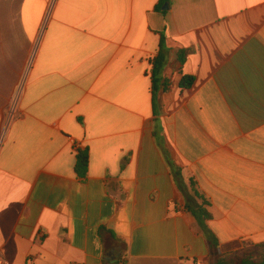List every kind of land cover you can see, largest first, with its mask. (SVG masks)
<instances>
[{
    "label": "crops",
    "instance_id": "obj_1",
    "mask_svg": "<svg viewBox=\"0 0 264 264\" xmlns=\"http://www.w3.org/2000/svg\"><path fill=\"white\" fill-rule=\"evenodd\" d=\"M0 142L11 264H210L191 180L219 254L264 244V0H0Z\"/></svg>",
    "mask_w": 264,
    "mask_h": 264
},
{
    "label": "trees",
    "instance_id": "obj_2",
    "mask_svg": "<svg viewBox=\"0 0 264 264\" xmlns=\"http://www.w3.org/2000/svg\"><path fill=\"white\" fill-rule=\"evenodd\" d=\"M188 52H180V62L183 65L186 61ZM166 62L164 54L159 55L153 63L152 81L153 91L156 86L161 83V74ZM195 78L192 76H184L180 83V87L183 89H189L193 87ZM90 155L88 150H79L77 153V161L75 166V172L78 177L85 179L89 170ZM177 177L181 178V173H177ZM182 186V185H181ZM183 186L181 187V189ZM210 202L208 199L200 193L196 187V183L191 180V197L187 198L185 209L191 213L199 222V225L205 232L209 243L211 244V263L210 264H264V244L251 245L246 244L249 247L248 252L241 254L221 255L218 253V240L212 234L207 226V222L211 220L212 215L209 212Z\"/></svg>",
    "mask_w": 264,
    "mask_h": 264
},
{
    "label": "built area",
    "instance_id": "obj_3",
    "mask_svg": "<svg viewBox=\"0 0 264 264\" xmlns=\"http://www.w3.org/2000/svg\"><path fill=\"white\" fill-rule=\"evenodd\" d=\"M29 66L30 67L32 66V60H31V62L29 64ZM24 87H25V80H23L21 82V85H20V87H19V89H18V91H17V93L15 95V98H14V101H13V105H12V109H11V111L9 113L10 117H12V118L16 115V109L18 107V103L20 101V98H21V96L23 94ZM1 142H2V140H1ZM1 142H0V144H1ZM0 264H11V263L4 256L0 255Z\"/></svg>",
    "mask_w": 264,
    "mask_h": 264
},
{
    "label": "rangeland",
    "instance_id": "obj_4",
    "mask_svg": "<svg viewBox=\"0 0 264 264\" xmlns=\"http://www.w3.org/2000/svg\"><path fill=\"white\" fill-rule=\"evenodd\" d=\"M30 264H32V263H30Z\"/></svg>",
    "mask_w": 264,
    "mask_h": 264
}]
</instances>
